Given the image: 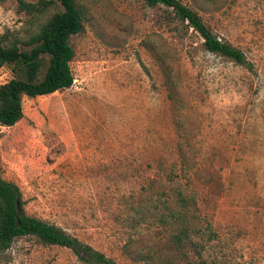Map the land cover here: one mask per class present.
<instances>
[{
	"label": "rangeland",
	"instance_id": "rangeland-1",
	"mask_svg": "<svg viewBox=\"0 0 264 264\" xmlns=\"http://www.w3.org/2000/svg\"><path fill=\"white\" fill-rule=\"evenodd\" d=\"M37 1L22 0L36 5L31 13L0 1V37L27 50L60 10ZM177 1L252 71L206 52L162 5L76 0L83 29L69 39L72 84L23 99L21 119L0 126V177L18 188L27 216L116 264H159L167 237L186 226L167 218L180 185L214 233L201 261L264 264V0ZM11 77L0 67V84ZM184 253L176 264H201ZM0 264L84 263L23 237Z\"/></svg>",
	"mask_w": 264,
	"mask_h": 264
},
{
	"label": "trees",
	"instance_id": "trees-1",
	"mask_svg": "<svg viewBox=\"0 0 264 264\" xmlns=\"http://www.w3.org/2000/svg\"><path fill=\"white\" fill-rule=\"evenodd\" d=\"M142 1L148 7L162 5L169 9L175 20L200 36L206 52L252 71V64L243 53L215 37L196 12L177 0ZM75 2L38 0L37 4L44 7L57 4L60 10L48 17L37 33L25 42L27 50L20 49L17 39L8 41L4 36L0 37V67L6 66L12 74L10 79L0 84V126L10 127L21 119L23 99L46 96L71 86L73 78L69 63L73 58V50L69 39L83 29ZM18 8L28 13L37 11L36 5L25 4L22 0H18ZM173 84V78L166 73L165 85L170 87ZM179 162L181 167L185 165L182 154H179ZM170 181L176 183L173 177ZM177 186L174 192L176 208L168 211L167 218L174 222L184 218L186 226L167 237L165 252L157 258L159 264H176L185 254V249L190 250L194 259L201 261L202 254L207 253L214 240V233L208 223L201 224L199 215L190 209L189 204H194V198L180 185ZM23 237H33L42 245L66 248L84 264H116L59 227L27 216L22 209L18 188L0 177V253L5 252L15 239ZM146 258L143 259L145 263L148 261ZM200 263L213 264L208 260Z\"/></svg>",
	"mask_w": 264,
	"mask_h": 264
}]
</instances>
